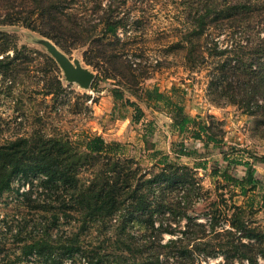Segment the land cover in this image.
<instances>
[{
  "label": "rangeland",
  "instance_id": "rangeland-1",
  "mask_svg": "<svg viewBox=\"0 0 264 264\" xmlns=\"http://www.w3.org/2000/svg\"><path fill=\"white\" fill-rule=\"evenodd\" d=\"M199 2L203 0L79 1L73 11L86 25L98 23L99 16L106 11L122 21L117 36L105 37L99 26L91 42L69 50L61 48L95 73L89 87L66 79L59 62L43 43L45 37L38 31L22 24H1L0 30L14 35L18 49L0 52V57L11 63L7 72H0V144L35 133L66 135L76 142L84 132L98 133L107 140L121 141L127 156L154 173L160 172L161 166L153 164L166 155L170 164L188 166L194 173L190 169L188 173L176 170L171 165L167 174H193L201 185L179 181L172 186L169 181L163 191L189 206L185 211L198 220L206 221V211L215 207L213 201L221 204L220 193L227 199L228 207L233 200L243 203L246 195L234 194L241 188L233 187L220 175H212L211 165L215 161L224 163L227 155L238 162L231 170L242 173L247 168L244 162L252 161L251 155L264 154V100H259V107L229 102L227 97H219L220 89L212 81H221L215 53L220 48H234L232 44L240 40L239 34L251 36L249 40L258 39V35H247L248 29L243 33L235 26L222 31L210 27L198 40L192 33L189 12L196 8L200 11ZM189 40L196 46L206 45V61L193 65L186 59L185 50L191 46ZM245 43L249 44L247 39ZM101 48L107 49V58L98 56ZM251 51L245 47L242 57L258 67L264 77V54ZM131 75L138 77L134 80ZM173 84L177 85L182 99L174 98L181 100L184 112L200 122L207 121L210 134L220 141H206L207 134L201 141L193 139L189 132L176 131L171 126L170 107L163 103L153 105V101L149 102L153 107L148 106L143 96L145 88L158 85L171 94ZM113 88L124 89L123 97L117 98ZM127 99L137 100L142 106L140 119H134L137 112ZM182 141L192 155L178 153ZM198 162L205 164L207 170L200 169ZM262 166L255 168L264 184ZM43 179L31 172L18 173L9 187L0 192V264H81L74 262L77 222L60 215V199L42 186ZM262 187L259 185L254 190L248 187L246 193L259 201ZM185 195L190 197L184 198ZM256 208L249 219L262 228L264 209ZM228 212L231 215L232 208ZM223 221L221 218L219 224ZM173 228L181 227L173 223ZM100 230L95 225L87 235L84 233V243L95 244L94 240L102 239ZM170 236L171 233H165V238ZM204 257L202 264L224 261L223 254ZM165 261L176 264L177 258ZM230 264L250 263L244 260Z\"/></svg>",
  "mask_w": 264,
  "mask_h": 264
},
{
  "label": "trees",
  "instance_id": "trees-1",
  "mask_svg": "<svg viewBox=\"0 0 264 264\" xmlns=\"http://www.w3.org/2000/svg\"><path fill=\"white\" fill-rule=\"evenodd\" d=\"M79 1L0 0V25L22 24L53 40L63 50L91 42L99 26L105 37L107 34L117 36L122 25L120 18H112L106 11L99 16L98 23L86 25L73 11ZM199 6L200 11L196 8L189 12L192 33L198 40L210 27L222 31L235 26L243 33L248 29L247 35H258V39L249 40L251 36L246 38L239 34L240 40L232 44L234 48H220L215 53L221 81L212 83L219 87V97H227L232 103L259 107V100H264V77L258 67L245 62L242 53L248 47L252 54H264V0H203ZM246 39L249 44L245 43ZM189 41L191 46L185 50L186 59L193 65L206 61V45L196 46L193 40ZM9 48L17 50L18 43L12 33L0 30V52ZM99 53L98 56L107 58V49L101 48ZM10 64L0 57V72H7ZM131 76L134 80L138 77ZM112 91L117 98L123 97L124 89L113 88ZM143 96L148 104L153 101V105L163 103L171 108L172 124L177 131L189 132L193 139L201 141L205 134L208 135L206 141H220L219 137L210 134L207 121L200 122L184 112L176 84L172 85L171 94L154 85L145 88ZM127 101L137 112L134 119H140L144 111L140 103ZM181 144L178 153L192 155L183 141ZM220 149L224 151L223 146ZM251 157L252 161L244 162L247 165L244 173L231 170L237 161L227 155L224 163L215 161L211 165L212 175H220L218 177L233 187H240V192L234 194L246 195V198L243 203L233 200L228 207L227 199L220 193L221 204L218 200L212 202L215 207L206 211V221L189 214L185 211L189 206L163 191L169 181L172 186L179 181L201 185L193 174H167L172 166L188 173V166L170 164L166 155L153 164L161 166L160 172L154 173L143 168L134 157L127 156L121 141L107 140L98 133L84 132L78 142L66 135L35 133L0 144V192L9 187L15 174L31 172L42 176V186L60 199V215L77 222L75 263L82 264V259L83 264H167L165 260L176 257V264H202L203 256L207 259L223 254L222 264L243 263L244 260L250 264H264V227L254 225L249 219L256 206L264 209V184L255 175L252 165L256 161L264 163V154ZM199 164L197 169L207 170L205 164ZM259 185L263 187L260 199L256 201L246 190L248 187L254 190ZM187 197L190 196H184ZM221 218L224 221L219 224ZM173 223L181 228H173ZM95 225L102 229L99 233L103 238L94 240L95 244L84 243V233L87 235ZM166 232L172 236L165 238Z\"/></svg>",
  "mask_w": 264,
  "mask_h": 264
},
{
  "label": "water",
  "instance_id": "water-1",
  "mask_svg": "<svg viewBox=\"0 0 264 264\" xmlns=\"http://www.w3.org/2000/svg\"><path fill=\"white\" fill-rule=\"evenodd\" d=\"M43 43L59 62L68 81L78 82L83 87L91 85L95 76L92 70L85 67L79 59L71 58L53 40L45 38Z\"/></svg>",
  "mask_w": 264,
  "mask_h": 264
},
{
  "label": "crops",
  "instance_id": "crops-1",
  "mask_svg": "<svg viewBox=\"0 0 264 264\" xmlns=\"http://www.w3.org/2000/svg\"><path fill=\"white\" fill-rule=\"evenodd\" d=\"M171 126H172V128H173L174 130H176L172 123H171ZM176 131H177V130H176ZM252 165H253V169H254L255 175L260 176V175L258 174V172H257V169H256L255 167H263L262 165H264V163L259 162V161H256V162H253ZM246 169H247V168H246ZM246 169H245V170H246ZM245 170H244V172H245ZM260 171H261V170H260ZM244 172H242V173H244ZM260 173H261V172H260Z\"/></svg>",
  "mask_w": 264,
  "mask_h": 264
}]
</instances>
